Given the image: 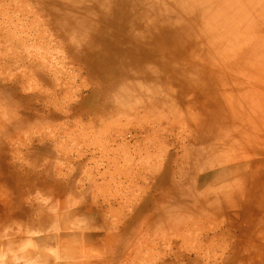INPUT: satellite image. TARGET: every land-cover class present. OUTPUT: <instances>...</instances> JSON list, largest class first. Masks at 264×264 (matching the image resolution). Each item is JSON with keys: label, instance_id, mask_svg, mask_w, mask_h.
I'll use <instances>...</instances> for the list:
<instances>
[{"label": "rangeland", "instance_id": "rangeland-1", "mask_svg": "<svg viewBox=\"0 0 264 264\" xmlns=\"http://www.w3.org/2000/svg\"><path fill=\"white\" fill-rule=\"evenodd\" d=\"M86 1L0 0V264H264V0H166L157 73Z\"/></svg>", "mask_w": 264, "mask_h": 264}, {"label": "bare ground", "instance_id": "bare-ground-1", "mask_svg": "<svg viewBox=\"0 0 264 264\" xmlns=\"http://www.w3.org/2000/svg\"><path fill=\"white\" fill-rule=\"evenodd\" d=\"M107 4H103L101 5L99 3V0H87L85 3V6L90 9L92 12L97 13L100 18L98 17L99 21L101 22H106L109 25V28H111L112 30H107L108 33L111 34L110 31H114V25L113 22L109 20L106 21L103 18V13L105 15L110 14L114 9H118L119 8V3L118 0H104ZM122 1V0H121ZM208 0H202V1H196V3H198V5H203L205 4V2ZM166 3V0H139L138 4H137V9L138 11H140V20H138V24L135 27H132L131 30H128L127 32H129L130 34V40H128V42H130V46L133 48L131 49L132 51L135 50V53L137 51H141L143 49V47L145 46V51L142 54L143 57L141 56H137V57H133V63L136 66H141V64H149L152 67L153 72H161L160 70H162V61H159V59L156 56V51L159 48V46L162 44L160 40H157L156 38V31H159L161 28V22L159 21V19L162 18V16H165V12L164 11V5ZM147 4V5H146ZM158 5L160 6V9H158ZM110 6V7H109ZM204 12L206 13L205 9ZM163 13V14H162ZM204 18V17H203ZM168 20V19H167ZM164 21V20H163ZM196 21V19H195ZM183 25V24H182ZM167 26V25H166ZM184 29L187 30V27H185L183 25ZM122 29V28H120ZM124 30V29H123ZM97 32V31H96ZM117 32H114V35L119 34ZM107 33V34H108ZM125 33V32H124ZM101 32L99 30V33L95 36H98L99 39L98 41L101 42H105L107 39L105 38V36H101ZM172 36H169V40L171 44L176 43L177 40H179L180 42H184L185 44L191 46L192 49H196L195 45L193 44L194 39H191V41L188 40L186 34L182 31L178 29V26L175 28V30L172 32ZM190 36V35H189ZM192 36H194L196 38V36L194 34H192ZM96 39V38H94ZM97 40V39H96ZM112 40V39H111ZM163 48V47H162ZM149 51V52H148ZM158 55V54H157ZM164 57V56H163ZM183 58V57H182ZM184 59V58H183ZM180 59V60H183ZM159 62V63H158ZM191 62V61H190ZM130 63H132V61H130ZM156 63H158V65L155 67L154 64L156 65ZM194 63V62H193ZM172 67V66H171ZM102 68V67H101ZM151 70V69H150ZM139 72L141 74H139V77H143V70H139ZM177 72V71H176ZM112 74V73H111ZM182 74V73H181ZM160 76V75H159ZM162 77V76H161ZM113 78V77H112ZM165 79H163L164 82ZM164 84L166 85V83L164 82ZM129 86V85H128ZM124 88H119L117 86H114L113 84H110L109 86H107L105 89L106 93H105V102L109 104V107L113 104V103H117L121 102L125 99V92H128V88L127 86H124ZM162 89V88H160ZM120 99V100H119ZM109 100V101H108ZM209 179V178H208ZM214 179V178H213ZM210 181V180H209ZM204 192V191H203ZM200 193V192H199ZM186 192L184 195L185 196ZM205 195V194H204ZM187 196V195H186ZM203 196V193L202 195ZM181 198V197H180ZM206 203V201H205ZM198 206L199 207H191L189 206L188 208V212H201V213H205L206 211L200 206V202H198ZM200 208V209H199ZM182 221V220H181ZM166 224V222H165ZM16 225V224H15ZM14 225V226H15ZM174 225V224H173ZM181 225V224H180ZM178 227V226H177ZM191 227V226H190ZM175 228V227H174ZM192 228V227H191ZM18 229V228H17ZM172 229V228H170ZM11 230V229H10ZM189 230V228H188ZM9 232V231H8ZM185 232L187 233V230L185 229ZM7 233V232H6ZM189 233V232H188ZM3 234V233H1ZM165 234V233H164ZM6 235V234H5ZM178 235V234H177ZM11 236V235H10ZM14 236V235H13ZM183 236V235H182ZM7 236H5L6 238ZM9 237V234H8ZM16 237V236H14ZM36 246V245H35ZM197 250H200V252H203V249H201V247H197ZM13 254V253H12ZM1 256V255H0ZM12 256V255H11ZM18 256V255H17ZM6 257V256H5ZM5 259V258H4ZM199 260L202 262H212L214 259L213 256L209 255L207 253V255L199 257ZM11 261V260H10ZM13 261V260H12ZM14 262V261H13ZM20 263V261H19Z\"/></svg>", "mask_w": 264, "mask_h": 264}]
</instances>
